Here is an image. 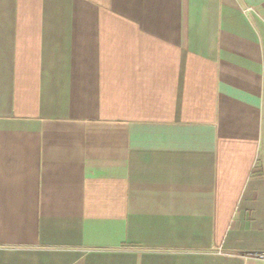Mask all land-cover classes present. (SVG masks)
Segmentation results:
<instances>
[{"label": "crops", "instance_id": "crops-1", "mask_svg": "<svg viewBox=\"0 0 264 264\" xmlns=\"http://www.w3.org/2000/svg\"><path fill=\"white\" fill-rule=\"evenodd\" d=\"M264 0H0V264H264Z\"/></svg>", "mask_w": 264, "mask_h": 264}, {"label": "built area", "instance_id": "built-area-1", "mask_svg": "<svg viewBox=\"0 0 264 264\" xmlns=\"http://www.w3.org/2000/svg\"><path fill=\"white\" fill-rule=\"evenodd\" d=\"M258 258L259 259H261V260H263L264 261V251L263 252H260V253H258Z\"/></svg>", "mask_w": 264, "mask_h": 264}]
</instances>
